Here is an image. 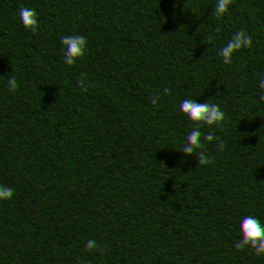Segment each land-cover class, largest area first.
Returning a JSON list of instances; mask_svg holds the SVG:
<instances>
[{"label": "trees", "instance_id": "16d2710c", "mask_svg": "<svg viewBox=\"0 0 264 264\" xmlns=\"http://www.w3.org/2000/svg\"><path fill=\"white\" fill-rule=\"evenodd\" d=\"M87 7L123 55L78 83L65 43ZM261 44L264 0H0V261L203 264L199 234L242 223L240 264H264ZM144 75L168 129L125 136Z\"/></svg>", "mask_w": 264, "mask_h": 264}, {"label": "clouds", "instance_id": "9594fccd", "mask_svg": "<svg viewBox=\"0 0 264 264\" xmlns=\"http://www.w3.org/2000/svg\"><path fill=\"white\" fill-rule=\"evenodd\" d=\"M111 23V12L102 7H87L75 13L70 20L63 65L78 83L120 64L123 50L117 47L115 40L106 38ZM256 51L264 57V44L257 46ZM154 87L152 77L144 75L129 94L131 105L119 117L125 136L147 135L153 129L161 133L167 131L168 124L160 110V101L149 94ZM88 151L100 164L111 168L122 160L120 145L106 143L97 135L90 137ZM247 231V226L242 223L229 225L222 233L212 228L204 229L196 240L203 264H240L247 255V245L242 242Z\"/></svg>", "mask_w": 264, "mask_h": 264}]
</instances>
